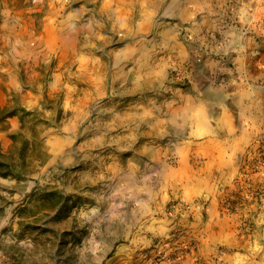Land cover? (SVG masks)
<instances>
[{
  "label": "rangeland",
  "instance_id": "rangeland-1",
  "mask_svg": "<svg viewBox=\"0 0 264 264\" xmlns=\"http://www.w3.org/2000/svg\"><path fill=\"white\" fill-rule=\"evenodd\" d=\"M133 2L0 0V264H264V0Z\"/></svg>",
  "mask_w": 264,
  "mask_h": 264
},
{
  "label": "crops",
  "instance_id": "crops-1",
  "mask_svg": "<svg viewBox=\"0 0 264 264\" xmlns=\"http://www.w3.org/2000/svg\"><path fill=\"white\" fill-rule=\"evenodd\" d=\"M233 0H134L133 4L140 6H163V7H176L174 21L181 19L191 18L194 14L208 15L215 10V14H220L222 9L231 7ZM226 10V9H225ZM183 15V16H182ZM145 22L149 21V18L144 19ZM177 29V28H174ZM179 29V27H178Z\"/></svg>",
  "mask_w": 264,
  "mask_h": 264
}]
</instances>
